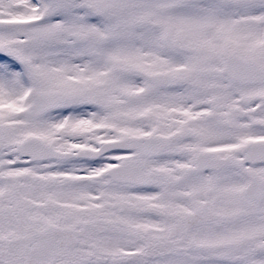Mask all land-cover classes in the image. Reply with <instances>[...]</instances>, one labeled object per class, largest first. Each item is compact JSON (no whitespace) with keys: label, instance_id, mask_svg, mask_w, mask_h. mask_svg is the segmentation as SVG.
<instances>
[{"label":"rangeland","instance_id":"374dc122","mask_svg":"<svg viewBox=\"0 0 264 264\" xmlns=\"http://www.w3.org/2000/svg\"><path fill=\"white\" fill-rule=\"evenodd\" d=\"M207 1L0 0V56L8 59L0 64V264H22V255L33 264H264L253 247L264 239V212L245 217L240 202L242 176L259 172L233 171L240 181L226 168L240 140L264 135V84L227 83L220 70L230 53L264 67V3ZM152 73L163 83L149 87ZM40 93L62 100L29 119L25 110ZM226 119L234 127L224 123L223 132L218 122ZM140 135L170 139L162 157L142 160L153 174L142 189L114 186L105 175L130 153L31 163L12 152L29 137L75 150ZM223 144L224 174L193 176L195 150ZM207 182L215 183L211 195ZM177 187L186 200L172 196ZM197 206L215 209L212 220L204 212L199 225H184ZM222 207L224 237L215 231ZM50 227L72 233L74 243L41 235ZM188 238L225 247L189 250Z\"/></svg>","mask_w":264,"mask_h":264},{"label":"water","instance_id":"95a60500","mask_svg":"<svg viewBox=\"0 0 264 264\" xmlns=\"http://www.w3.org/2000/svg\"><path fill=\"white\" fill-rule=\"evenodd\" d=\"M222 69L224 76L235 82L264 81L263 68L235 55H230L226 58ZM148 79L150 85L159 84L161 82V78L156 75H149ZM59 101L60 96L56 94L38 95L31 101L30 106L26 111V115L31 119L38 117L52 108ZM167 145L168 139L164 137H138L102 142L96 150L79 149L76 152H67L56 150L38 139L28 138L17 144L12 151L22 157L28 156L31 161H40L50 158L66 161L75 159H94L112 149L134 150L135 154L139 157L158 156L162 154ZM251 146L254 149L256 146L260 145L252 143L248 146L247 151H250ZM202 169L203 166L200 165L196 170ZM107 175L114 184L135 186H144L150 181L151 176L150 173L142 171V165L139 160L126 161L118 166L112 167L107 171ZM263 191L264 181L251 178L248 185L243 190V200L247 202L249 206H253L255 205L254 202H256V199L259 198V194H262ZM48 234H57L60 237L63 236V234L56 229H51L48 231ZM188 245L205 250H216L218 247L216 245H195L192 243H189ZM256 248L264 250V243L256 246ZM24 264H28L27 261H25Z\"/></svg>","mask_w":264,"mask_h":264},{"label":"flooded vegetation","instance_id":"af4514ba","mask_svg":"<svg viewBox=\"0 0 264 264\" xmlns=\"http://www.w3.org/2000/svg\"><path fill=\"white\" fill-rule=\"evenodd\" d=\"M261 141H264V138L261 139ZM216 157L220 158V167H221V171L222 173L224 174V152H222L220 155H216ZM234 159L232 161V163L234 164ZM235 165V164H234ZM243 168H254L256 169V171H258L259 173H257L256 175L261 177V178H264V176L262 175V172H264V163L262 164H255V165H250V164H245L242 166ZM241 167V168H242ZM246 179H247V176H246ZM223 188H222V194H223ZM224 196V194H223ZM222 201H224V198L222 197L221 198ZM220 200V201H221ZM256 209L254 210V212L256 213L257 211L260 210V208H262L263 212H264V194H263V197L259 200V202L256 204ZM244 208H245V212L243 213V216H247L245 215V213H248L249 209L248 207L243 204ZM205 212V217H206V220L207 222H210L212 220V217H213V214L216 212L215 209H209L208 212H206L204 209L200 210L199 209V212L197 213V216L196 217H193V221L195 222L194 224L192 225H196L198 223H201V220L203 219V214ZM220 215H222V224H223V227H224V209L222 207V210H221V213H219ZM204 229V228H203ZM202 229V232L204 231ZM220 231V230H219ZM204 233V232H203ZM221 236L224 235V231L221 230L220 233H219ZM196 235L198 236V234L196 233ZM199 237V236H198ZM224 237V236H223ZM264 239H262L261 241H263ZM260 241V242H261ZM24 256V255H23ZM22 256V257H23ZM61 259V258H59Z\"/></svg>","mask_w":264,"mask_h":264}]
</instances>
